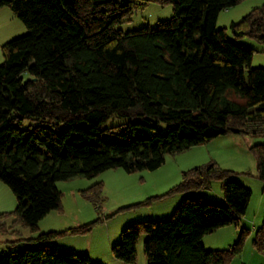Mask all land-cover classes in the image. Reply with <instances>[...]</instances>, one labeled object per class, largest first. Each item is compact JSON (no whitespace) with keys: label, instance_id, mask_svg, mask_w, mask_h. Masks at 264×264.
I'll use <instances>...</instances> for the list:
<instances>
[{"label":"trees","instance_id":"trees-1","mask_svg":"<svg viewBox=\"0 0 264 264\" xmlns=\"http://www.w3.org/2000/svg\"><path fill=\"white\" fill-rule=\"evenodd\" d=\"M242 1L0 0V7L8 6L28 29L1 46L0 181L17 204L0 213V233L14 231V224L37 231L40 219L61 211L56 181L91 178L116 167L154 170L167 154L220 135L264 134V68L252 67L255 50L226 33L264 43V3L227 28L216 27L219 12ZM150 3L171 5L172 16L153 27L115 28ZM112 116L129 121L101 128ZM24 119L40 122L23 129ZM159 122L167 124L163 133ZM249 151L264 183V143ZM233 174L215 161L182 171L181 180L162 196L206 189L218 180L226 204L186 196L165 220L127 225L112 255L136 264V244L144 235L146 264L230 263L250 235L239 222L251 190L228 180ZM102 190L98 181L79 193L97 206ZM97 221L38 238L83 234ZM226 226L239 229L236 241L206 249L201 239ZM251 244L264 255V217ZM0 264L93 263L73 249L39 244L3 253Z\"/></svg>","mask_w":264,"mask_h":264},{"label":"rangeland","instance_id":"rangeland-1","mask_svg":"<svg viewBox=\"0 0 264 264\" xmlns=\"http://www.w3.org/2000/svg\"><path fill=\"white\" fill-rule=\"evenodd\" d=\"M263 3L264 0H244L235 6L220 11L216 19V27L227 28L232 21H238L253 7ZM172 14L171 5L161 6L150 3L145 9L134 13L130 20L116 24L115 28L122 32H129L141 27H153L158 21L170 18ZM27 31L25 24L8 6L0 7V63L3 60L1 46L13 38L24 35ZM226 33L231 41L255 48L251 66L264 68V43L248 37L236 38L231 35L229 30ZM127 121L129 119L126 117L112 116L101 125V128L114 127ZM39 122L40 120L36 119H24L22 128L26 129L30 124ZM157 125L160 132L166 131L167 124L159 122ZM241 137L249 141L247 147L244 144L241 146L240 143L235 146L233 141L222 138L213 143L194 146L180 153L167 154L164 163L154 170L127 172L122 167H116L91 178L74 177L56 181L55 185L62 193V210L50 211L49 214L40 219L37 223V231H31L27 227L14 224L12 227L14 231L0 233V255L14 253L39 244L49 245L50 247V240H39V234L49 230L64 231L71 227L98 220L86 233L66 234L56 237L55 240L65 245L59 247L70 248L78 253L89 255L93 264H123L112 255L111 247L120 241L121 231L127 225L138 221L165 220L171 216L180 201L186 196L201 197L225 205L226 202L222 197L221 190L222 182L218 180L210 181L209 187L206 189L190 190L167 196L162 195L177 184L181 180V172L189 168L215 161L221 168L230 169V163L233 161L230 151L242 147L245 148V157L246 155L249 157L244 158L243 165L240 167H247L246 169L250 170L239 172L238 175L233 174L228 180H233L242 185H245L244 183L253 185V195L251 194L245 214L240 219L241 224L246 223L247 228L250 229L254 219L259 224L264 217V197L261 196L263 190L260 184H263V182L257 177L255 158L246 148L249 149L253 143H264V134L257 135L252 139L250 136ZM249 144L251 145L248 147ZM209 157L213 159L210 160ZM235 167H237V164H235ZM238 169L242 168L238 167ZM98 181L103 183V190L101 200L97 204L99 209L96 210L97 206L95 205V207L90 201L83 198L79 190L85 189ZM147 199H151L148 204L136 205ZM16 204V199L10 188L0 181V213L13 211ZM246 218L248 221H246ZM11 220L12 217L8 218L6 220L7 224H10ZM233 227L226 226L225 228L231 229H224V233H217L216 238L218 240L216 243L218 245L226 243L223 241L231 237ZM250 235L246 238L242 251L233 258L231 264H257L260 260H263L264 255L257 253L252 247L253 232ZM143 239L144 235L140 236L136 244V264H146V256L142 248Z\"/></svg>","mask_w":264,"mask_h":264},{"label":"crops","instance_id":"crops-1","mask_svg":"<svg viewBox=\"0 0 264 264\" xmlns=\"http://www.w3.org/2000/svg\"><path fill=\"white\" fill-rule=\"evenodd\" d=\"M253 48V47H252ZM254 50H256L255 48H253ZM261 52V51H260ZM241 136H245V135H241V134H233V133H230V134H225V135H220V136H217V137H215V138H213L212 140H210L209 142H207V143H213L214 141H217V140H219V139H222V138H227V139H229V140H231V141H233V144H235V146L237 145V143H240V145L241 146H243V144L244 145H246V147H247V143H249V141H246V139L245 138H242ZM229 137H231V138H229ZM250 138L252 139L253 138V136H250ZM250 142H252V141H250ZM254 142V141H253ZM252 144V143H251ZM251 144H249L248 145V147L251 145ZM254 144V143H253ZM252 144V145H253ZM251 145V146H252ZM198 146V145H197ZM194 147V146H193ZM192 148V147H191ZM190 149V148H189ZM245 148L244 147H242V148H239V149H237V150H232V151H230V153L232 154V157H233V161L230 163V169H232V170H234V171H236V175H238V173L239 172H246V171H248V170H250V169H246L247 167H240V166H242L243 165V162H244V158H247V157H249V156H247L246 155V157H245V150H244ZM246 150L248 151L249 149L248 148H246ZM210 156V155H209ZM209 159L210 160H212L213 158L212 157H209ZM252 159V158H251ZM252 161V160H251ZM254 161H255V163H256V160L254 159ZM235 164H237V167H235ZM251 164V163H250ZM253 166H254V164H253ZM238 167L239 168H242V169H238ZM251 168V167H250ZM243 174V173H242ZM245 185L244 186H246V187H248V188H250L251 189V194L253 195V188H252V186L253 185H248L247 183H244ZM260 186H261V188H262V190H263V195H261L262 197H264V183L263 184H260ZM261 197V198H262ZM249 202H250V200H249ZM257 211V210H256ZM259 211V210H258ZM50 213V212H49ZM48 213V214H49ZM246 221H248V219L246 218ZM259 224H261V223H259ZM259 224L257 223V221L254 219L253 221H252V223H251V228L249 229L250 230V233L251 232H253V235H254V232H255V229L259 226ZM247 224L246 223H242L241 224V222H239V227H245V228H247ZM227 227H232V226H227ZM224 229H231V228H225V227H222V228H219V229H217L216 231H214V232H212V233H210V234H208V235H206V236H204L202 239H201V242H202V244H203V246L206 248V249H223V248H227L230 244H232V242H234L235 240H236V238H237V236H238V228H236V227H233L232 229V235H231V237H229L228 239H225L226 241H223V242H226V243H224V244H222V245H218L216 242H217V240H218V238H216V235H218L217 233H224ZM49 231H54V230H49ZM251 236V235H250ZM56 238H54V239H51L50 240V242H49V244H51L50 245V247L51 246H55V247H52V248H63V247H59V246H65L64 244H61V243H59V242H56L57 240H55ZM207 244V245H206ZM89 254H90V252H88ZM120 261V260H119ZM232 262V261H231ZM231 262L230 263H228V264H231ZM121 263H123V264H126V263H124V262H122L121 261ZM257 264H264V258H263V260H260Z\"/></svg>","mask_w":264,"mask_h":264}]
</instances>
